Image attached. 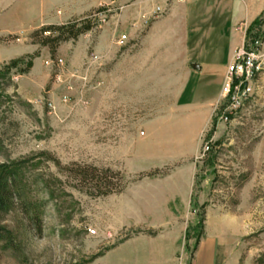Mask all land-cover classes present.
<instances>
[{
  "label": "rangeland",
  "instance_id": "1",
  "mask_svg": "<svg viewBox=\"0 0 264 264\" xmlns=\"http://www.w3.org/2000/svg\"><path fill=\"white\" fill-rule=\"evenodd\" d=\"M217 15L202 0H0V164L33 206L0 211V264H192L212 232L231 261L264 264V89L220 118L233 37ZM83 22L43 44L59 34L46 26ZM86 166L122 190L101 194Z\"/></svg>",
  "mask_w": 264,
  "mask_h": 264
},
{
  "label": "built area",
  "instance_id": "2",
  "mask_svg": "<svg viewBox=\"0 0 264 264\" xmlns=\"http://www.w3.org/2000/svg\"><path fill=\"white\" fill-rule=\"evenodd\" d=\"M183 1V0H179ZM250 24L245 28V40L237 48L230 62L227 64L224 81L222 84V106L221 119L227 121L231 115L238 110L239 101H247L254 95H259L264 89V19L259 26L249 31ZM243 29V27L241 28ZM127 39L126 34H122L118 43ZM59 63L64 65V60ZM62 71L56 75V82L68 90L64 99H72L71 92L74 89L72 79L66 77ZM73 77V75L71 76ZM48 107L54 111L55 106L52 101H48ZM92 233H95L93 231Z\"/></svg>",
  "mask_w": 264,
  "mask_h": 264
},
{
  "label": "trees",
  "instance_id": "3",
  "mask_svg": "<svg viewBox=\"0 0 264 264\" xmlns=\"http://www.w3.org/2000/svg\"><path fill=\"white\" fill-rule=\"evenodd\" d=\"M263 19L264 15L253 21L250 24L249 31L256 26H259ZM77 25L78 24L75 23H67L62 25L46 26L42 29L43 32H50L52 34L58 32L59 34L53 37H46L43 41V44L56 45L62 40L76 38L84 30L88 29L86 22H83L79 28ZM22 61L23 60H15L11 65L16 66ZM78 172L79 177H81L83 181H86L89 185L99 189L101 194L120 192L122 190L121 186L119 188L117 186L118 182H121V176L119 172H115L111 169H101L94 166L79 168ZM109 176L117 177V183H114L111 178L109 179ZM24 194V185L22 183L21 175L17 165L13 163L0 164V211L8 210L13 206H18L23 212H25L27 215H30L33 206H31L30 202L25 200ZM36 223L38 224L37 227L41 229L40 222L38 221ZM1 237L2 235L0 231V238Z\"/></svg>",
  "mask_w": 264,
  "mask_h": 264
},
{
  "label": "crops",
  "instance_id": "4",
  "mask_svg": "<svg viewBox=\"0 0 264 264\" xmlns=\"http://www.w3.org/2000/svg\"><path fill=\"white\" fill-rule=\"evenodd\" d=\"M204 6H209L211 12L229 26V34L233 37L229 49V61L232 54L243 39L237 26L240 23L251 24L264 15V0H202ZM243 41V40H242ZM230 242L227 243L221 235L212 232L210 236L202 238L195 250L192 264H236L231 261ZM229 257V259L227 258Z\"/></svg>",
  "mask_w": 264,
  "mask_h": 264
},
{
  "label": "bare ground",
  "instance_id": "5",
  "mask_svg": "<svg viewBox=\"0 0 264 264\" xmlns=\"http://www.w3.org/2000/svg\"><path fill=\"white\" fill-rule=\"evenodd\" d=\"M246 101H239L238 103V109L241 108L244 104H245Z\"/></svg>",
  "mask_w": 264,
  "mask_h": 264
}]
</instances>
